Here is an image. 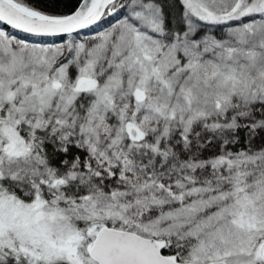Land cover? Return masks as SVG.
<instances>
[{
	"label": "snow or ice",
	"instance_id": "obj_1",
	"mask_svg": "<svg viewBox=\"0 0 264 264\" xmlns=\"http://www.w3.org/2000/svg\"><path fill=\"white\" fill-rule=\"evenodd\" d=\"M0 264H264V0H0Z\"/></svg>",
	"mask_w": 264,
	"mask_h": 264
}]
</instances>
